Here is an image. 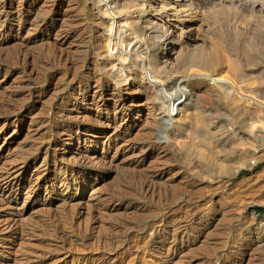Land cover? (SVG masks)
Instances as JSON below:
<instances>
[{
    "label": "rangeland",
    "instance_id": "1",
    "mask_svg": "<svg viewBox=\"0 0 264 264\" xmlns=\"http://www.w3.org/2000/svg\"><path fill=\"white\" fill-rule=\"evenodd\" d=\"M228 1L0 0V264H264V0Z\"/></svg>",
    "mask_w": 264,
    "mask_h": 264
},
{
    "label": "bare ground",
    "instance_id": "2",
    "mask_svg": "<svg viewBox=\"0 0 264 264\" xmlns=\"http://www.w3.org/2000/svg\"><path fill=\"white\" fill-rule=\"evenodd\" d=\"M200 1V0H199ZM206 1V0H205ZM210 1V0H209ZM219 1V0H218ZM221 2H226V1H228V0H220ZM194 2V1H193ZM229 2V1H228ZM239 2V1H238ZM172 3V2H171ZM199 3V2H198ZM171 6V5H170ZM199 6V5H198ZM205 6V5H204ZM207 6V5H206ZM217 6V5H216ZM215 6V7H216ZM200 7V6H199ZM202 7V6H201ZM224 7V6H223ZM225 8V7H224ZM201 9V8H200ZM220 9V8H219ZM222 9V8H221ZM117 18V16H111V18L110 19H112V21H111V23H110V30L111 31H114V32H117V31H123V27L124 26H126V24H124V23H119V21L120 20H115ZM171 37V36H170ZM166 38H167V35H166ZM122 51V50H121ZM121 51L120 52H118V54H120L121 53ZM214 51V50H213ZM122 54V53H121ZM211 54V53H210ZM212 54H213V52H212ZM215 54V53H214ZM217 54V53H216ZM2 56V55H1ZM208 56H210L209 54H208ZM105 57H108V56H105ZM211 57V56H210ZM18 58V57H17ZM214 58H215V56H214ZM213 58V59H214ZM209 59V58H208ZM123 60V59H122ZM210 60H212V57L210 58ZM117 61H119V59H118V57L116 58V57H108V58H103V64L104 65H109V66H111V68H110V71H109V75H110V77H114V75H116V74H118V73H121V74H119V76L117 75V80H115V83H117V84H121V83H131V82H134V80H135V78H134V75H135V70L132 68V69H127V68H129V66L127 67L126 65H124V62H119V63H116ZM213 61V60H212ZM208 62H210V61H208ZM215 62V61H214ZM213 62V63H214ZM117 64H119L120 66H117ZM6 65V64H5ZM129 65V64H128ZM155 65V64H154ZM153 65V66H154ZM159 65V64H158ZM211 65V64H210ZM115 66H117V67H119V68H117V70H116V68H115ZM5 67V66H4ZM125 67V68H124ZM131 67H132V65H131ZM157 67H159V66H157ZM156 66H155V68H157ZM160 68V67H159ZM158 69V68H157ZM140 71V70H139ZM158 71V70H157ZM153 72V74L151 75V74H149V76H148V73L146 74L145 73V77L148 79V81L146 80V79H144L145 81H147L146 82V84H147V86L148 87H150L151 89H154L155 87H159V90H160V92L163 94V96H165V97H170V92L169 93H167V92H165V90L166 89H163V82H162V80L158 77V72ZM124 72V73H123ZM142 73V72H141ZM160 73V72H159ZM185 82V81H184ZM180 83V82H179ZM178 85V84H177ZM227 86V85H226ZM225 86V87H226ZM179 88V87H178ZM185 87H184V85L182 86V87H180V90H183ZM229 88H231L230 89V92L232 93L235 89L233 88V86L232 85H229ZM179 90V91H180ZM238 90V89H237ZM229 91V90H228ZM236 92V91H235ZM238 93H240L239 91H237ZM234 93V92H233ZM172 94V93H171ZM229 94V93H228ZM161 95V94H160ZM247 97V95H241V98H246ZM165 98H163V100H164ZM186 100V92H184V90H183V92L181 93V95L177 98V99H175V101H173V102H170L169 103V108L167 109L168 111H167V113L166 114H164L166 117H165V123H166V125H167V128L169 127V125L170 124H172V122H174V121H176L179 117V113H180V111H181V109H182V104H183V102ZM261 103V105L263 104L264 105V102L263 101H260V100H257V103ZM258 103V104H259ZM163 115V114H162ZM163 115V116H164ZM178 115V116H177ZM255 126V125H254ZM166 129V128H165ZM250 129H252V128H250ZM261 135V134H260ZM260 135H258V136H260ZM260 138H261V141L263 142V146H264V135H261L260 136ZM57 149V148H56ZM61 151V150H60ZM54 152H55V150H54ZM76 152V151H75ZM85 153V152H84ZM56 154V153H55ZM55 154H54V156H55ZM62 154V153H61ZM90 155H92V154H90ZM90 155H88V156H90ZM84 156V155H83ZM86 156V155H85ZM72 157V156H71ZM82 158V157H81ZM57 159H58V157H57ZM92 159V158H91ZM59 160V159H58ZM90 160V159H89ZM55 162V161H54ZM23 163V162H22ZM20 165V164H19ZM11 167V166H10ZM18 167V166H17ZM16 167V168H17ZM15 169V168H14ZM13 169V170H14ZM8 170V169H7ZM5 171V170H4ZM11 171V170H10ZM1 173V172H0ZM7 173V172H6ZM16 173V172H15ZM14 172H13V174H15ZM17 174V173H16ZM8 177H9V175H6V174H0V186L1 185H4V186H8L9 184H10V180L8 179ZM61 177V176H60ZM11 178V177H10ZM63 178V177H62ZM16 179V178H15ZM37 179V178H36ZM66 179V178H65ZM38 180V179H37ZM36 180V181H37ZM12 182V181H11ZM31 184H33L32 182H30ZM59 183V182H58ZM25 184V183H24ZM62 184V183H61ZM12 185V184H11ZM10 185V186H11ZM34 185V184H33ZM30 187V186H29ZM0 188H3V186L2 187H0ZM140 188V187H139ZM59 189V188H58ZM9 190V189H8ZM63 190V189H62ZM10 192V191H9ZM6 194V193H5ZM9 194V193H8ZM4 196V195H3ZM8 196V195H7ZM2 201H4V200H2ZM6 201H8V200H6ZM6 201H5V203H6ZM4 203V202H3ZM68 203V202H67ZM6 204H8V203H6ZM7 206V205H6ZM11 207V206H10ZM97 207V206H96ZM97 209V208H96ZM98 210V209H97ZM22 211V210H21ZM102 211V210H101ZM18 212H19V210H18ZM105 212V211H104ZM20 213V212H19ZM18 214V213H17ZM21 214V213H20ZM90 214V213H89ZM94 214V213H93ZM13 215V214H12ZM19 216V215H18ZM17 217V216H16ZM4 228H6V227H4ZM5 230V229H4ZM9 248V247H8ZM9 250V249H8ZM60 260V259H59ZM63 261V260H62ZM63 264V263H62Z\"/></svg>",
    "mask_w": 264,
    "mask_h": 264
},
{
    "label": "built area",
    "instance_id": "3",
    "mask_svg": "<svg viewBox=\"0 0 264 264\" xmlns=\"http://www.w3.org/2000/svg\"><path fill=\"white\" fill-rule=\"evenodd\" d=\"M250 164H251V166H255L257 164V161L251 160Z\"/></svg>",
    "mask_w": 264,
    "mask_h": 264
}]
</instances>
